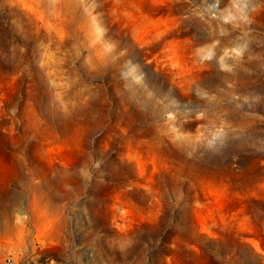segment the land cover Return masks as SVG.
<instances>
[{"label":"rangeland","instance_id":"1","mask_svg":"<svg viewBox=\"0 0 264 264\" xmlns=\"http://www.w3.org/2000/svg\"><path fill=\"white\" fill-rule=\"evenodd\" d=\"M255 1L0 0V264H264Z\"/></svg>","mask_w":264,"mask_h":264},{"label":"bare ground","instance_id":"2","mask_svg":"<svg viewBox=\"0 0 264 264\" xmlns=\"http://www.w3.org/2000/svg\"><path fill=\"white\" fill-rule=\"evenodd\" d=\"M23 1L25 2V4H29V5L32 4L31 3L32 0H23ZM254 5L256 9L253 11V14L258 11H262V13H264V0H256Z\"/></svg>","mask_w":264,"mask_h":264},{"label":"built area","instance_id":"3","mask_svg":"<svg viewBox=\"0 0 264 264\" xmlns=\"http://www.w3.org/2000/svg\"><path fill=\"white\" fill-rule=\"evenodd\" d=\"M7 264H15V263H14L13 259L9 257L7 259Z\"/></svg>","mask_w":264,"mask_h":264}]
</instances>
